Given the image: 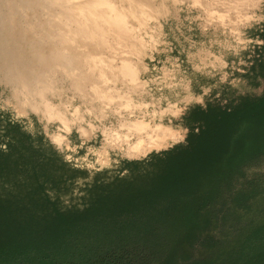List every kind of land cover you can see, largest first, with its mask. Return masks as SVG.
Wrapping results in <instances>:
<instances>
[{
  "label": "rangeland",
  "instance_id": "1",
  "mask_svg": "<svg viewBox=\"0 0 264 264\" xmlns=\"http://www.w3.org/2000/svg\"><path fill=\"white\" fill-rule=\"evenodd\" d=\"M113 2L126 7L123 1ZM146 4L136 7L138 16L124 19L127 32L104 34V41H87L80 47L86 56L85 72L96 77L103 96H80L65 83L59 67L40 74L41 85H49L45 99L62 113L59 120L30 107L22 109L0 75V152L6 153L10 135L17 130L26 135L21 141L33 153L29 162L11 156L9 169L0 173V196H31L30 175H40L44 164L51 169L44 192L61 211L80 210L100 194L144 187L164 164L163 155L157 159L149 155L184 144L188 132L184 117L191 107L227 108L242 96L264 92V0H146ZM21 14L28 18L14 0H0L2 20L13 15V24ZM25 27L31 38L32 31ZM68 47L75 49L72 42ZM90 87L88 83L86 93ZM136 119L164 126L174 136L144 154L127 155L114 142L115 133ZM249 173L264 174V164Z\"/></svg>",
  "mask_w": 264,
  "mask_h": 264
},
{
  "label": "trees",
  "instance_id": "2",
  "mask_svg": "<svg viewBox=\"0 0 264 264\" xmlns=\"http://www.w3.org/2000/svg\"><path fill=\"white\" fill-rule=\"evenodd\" d=\"M184 118V144L149 155L164 164L144 187L61 211L44 164L31 196H0V264H264V174L249 176L264 164V92ZM13 131L0 173L33 158Z\"/></svg>",
  "mask_w": 264,
  "mask_h": 264
},
{
  "label": "bare ground",
  "instance_id": "3",
  "mask_svg": "<svg viewBox=\"0 0 264 264\" xmlns=\"http://www.w3.org/2000/svg\"><path fill=\"white\" fill-rule=\"evenodd\" d=\"M14 1L28 14V18L25 14L17 15L13 24L10 23L13 15L7 22L0 18V75L11 86L12 97L22 109L30 107L42 112L48 119L56 120L62 113L58 106L45 99L44 90H47L49 85H41L43 80L40 79V74L59 67L66 76L65 83L80 96H103L104 90L100 88L96 77L88 76L85 72L86 56L80 47L83 42L104 41V34L127 32L129 24H126L124 19L127 16L135 18L138 16L136 7L147 5L146 0H114L125 2V9L116 7L113 0ZM10 8L13 10L12 4ZM15 24L20 26L22 31L17 30ZM58 26L62 29L61 33L58 32ZM24 27L32 31L31 38L24 33ZM71 42L75 45L73 50L68 47ZM88 83L91 92L86 93L85 87ZM101 99L102 97L99 100ZM60 105L62 108L65 103ZM63 117L65 118L64 115ZM53 136L56 144L61 141L59 137ZM173 136L164 126L136 119L125 123L124 130L116 132L113 140L118 148L124 147L126 154L132 156L158 148L168 137Z\"/></svg>",
  "mask_w": 264,
  "mask_h": 264
}]
</instances>
